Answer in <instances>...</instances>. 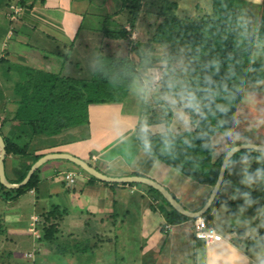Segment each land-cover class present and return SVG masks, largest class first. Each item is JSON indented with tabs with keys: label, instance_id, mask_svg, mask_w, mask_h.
Returning <instances> with one entry per match:
<instances>
[{
	"label": "crops",
	"instance_id": "0c3cea01",
	"mask_svg": "<svg viewBox=\"0 0 264 264\" xmlns=\"http://www.w3.org/2000/svg\"><path fill=\"white\" fill-rule=\"evenodd\" d=\"M155 1L174 3L173 0ZM123 16L126 12L121 11L120 0H34L31 9L20 6L19 0H0V65L6 62L5 66H0L3 136L13 138L19 132V123L12 120L16 105L8 103L10 97L2 94V89L13 87L21 80L20 69L59 73L75 79L82 77L79 69L91 64L93 52L98 49L105 54L115 52L117 41L106 39L100 28L122 26L129 30V26L121 22ZM33 31L36 32L31 33ZM36 33L47 41L41 39L36 41L37 44L32 43L29 36ZM40 42L41 46L38 45ZM51 44L56 45L54 50L50 49ZM140 72L142 75L143 71ZM140 83L137 79L132 86ZM132 86L121 103L89 106L86 125L54 135L33 136L25 141L28 143L26 157H5L6 178L15 182L23 171L31 168L35 157L67 154L109 178L137 176L150 179L168 190L185 210L199 211L209 197V188L148 156L139 146L136 128L143 118L144 102ZM132 94L136 96L130 99ZM131 101L134 105L129 106ZM162 125H150L151 134H160ZM37 138L44 143L37 146ZM67 174L74 175L73 184L65 180ZM37 178L36 188L18 197L14 194L0 196L10 207L4 220L3 212L0 213V221H3L0 237L4 240L3 245H9L8 260L20 259L21 253L17 250L22 248L23 240L26 241L23 235L35 234V230L46 223L47 214L54 212L50 222L57 226L59 233L55 235V243H47L51 245L49 248L39 241V264H53L55 260L60 264H93L82 261L89 259L90 254L92 259H97L95 256L103 254L120 255L122 250L125 253L133 250L137 254L133 263L126 264H256L252 249L246 250L233 240L237 234L241 235V231L237 232L227 224L228 215L222 221L224 227H216L212 205L207 223L215 229L216 238L204 244L195 237L199 218H188L177 225L168 223L166 217L171 207L157 191L146 185L105 183L63 159L45 163L39 168ZM5 228L9 232L3 234ZM221 228L224 229L220 231ZM82 241L89 243L92 250L82 247L74 251L73 246H81ZM117 245L124 247L118 252ZM18 246L21 247L18 249ZM13 247L15 250H10ZM65 248H70L72 253H67ZM29 251H25L24 256H28ZM121 261L128 259L123 256Z\"/></svg>",
	"mask_w": 264,
	"mask_h": 264
},
{
	"label": "trees",
	"instance_id": "16d2710c",
	"mask_svg": "<svg viewBox=\"0 0 264 264\" xmlns=\"http://www.w3.org/2000/svg\"><path fill=\"white\" fill-rule=\"evenodd\" d=\"M27 1L19 0V5L31 9L34 0H31L30 4ZM234 1L213 0L210 15L186 21L173 17L175 15L172 13V9L176 4L166 2L165 6L161 5L160 7V16H162L160 22L157 24L146 23L149 26H156L152 27L153 33L149 34L145 45L139 51L140 48L136 43L139 40L135 42L136 45L133 43V48L130 38L132 33L138 29V16L143 9V0H120L121 11L127 12L129 15L127 21L129 30L122 26L112 29L101 27L100 30L106 39L125 43L126 52L122 53L123 49L119 48L113 53L105 54L102 49H98L92 53L89 60L91 64L79 69L82 77L78 79L35 69H20V72L18 70L21 80L15 83L13 87L14 99L8 103L16 105L12 120L19 123V132L13 138H6L0 127V135L5 144V157L10 155L26 157L28 143L25 141H29L33 136L54 135L71 127L86 125L91 105L123 102L133 82L140 78V71L144 72L155 68V63H166L161 71V78L158 80L160 93L167 91L166 83L170 77L184 78V81L191 83L194 87L204 86L205 76L211 77L214 86L225 84L233 94L234 101L227 106L229 115L223 121V125L225 128H231L236 109L243 100L245 86L264 79V66L258 61L259 56H254L257 40L264 42V18L260 23L256 38L247 37V43L242 38L238 39L235 33ZM129 45L132 46V49ZM152 45L168 46L170 50L168 49L166 57L157 60V62L142 58L140 55L141 58L139 56L138 62L135 63L134 58L138 53L145 51L144 47L152 50ZM183 47L186 48V51L183 50ZM180 57H184L187 61L186 65L190 66L187 75L190 70L193 71L195 68L203 71L198 80H187L188 76L184 75V66L176 67V63L179 65ZM221 107L226 106L221 105ZM146 117L147 115L143 113V118L141 117L136 128L137 142L142 149L141 126L145 123L148 126L162 123L156 120H147ZM205 124L216 130L218 122H201L200 128H193L192 137H195ZM183 137H189V133L183 132L182 136L177 138L174 156H170L161 154L160 134H151L153 157L195 183L207 186L211 191L216 183L224 154L214 160L213 153L204 150L201 139L189 137L191 139V146H189L183 143ZM21 140L23 142L19 143L18 141ZM262 154L264 153L253 150L240 151L232 157L233 163L226 169L212 207H224L226 214L233 221L240 215L254 217L257 210L264 207V182L256 181L252 185L242 182L245 179L242 158L247 157L250 165L247 172L251 174L258 167L264 168V161L257 160V157ZM38 159L39 157H35V162ZM29 169L23 171L22 175L11 183L21 182ZM38 170L24 187L8 190L0 184V189L6 191L8 196L14 194L18 197L36 188ZM243 193H248V198L255 203L251 206L246 205ZM209 212L210 209L203 216L206 221L210 219ZM54 216V212L48 213L46 223L40 228L42 242L51 244L56 240L57 226L50 222V218ZM166 219L172 225L189 220L172 208L167 213Z\"/></svg>",
	"mask_w": 264,
	"mask_h": 264
},
{
	"label": "rangeland",
	"instance_id": "374dc122",
	"mask_svg": "<svg viewBox=\"0 0 264 264\" xmlns=\"http://www.w3.org/2000/svg\"><path fill=\"white\" fill-rule=\"evenodd\" d=\"M174 3L176 4L175 8L172 9V13L175 15L173 17H175L178 20H196L202 17H207V16H202V14H207L210 15L212 13V8H213V0H173ZM169 2V1H166ZM165 3H159L158 1L155 0H143V9L141 11L140 16H138V29L136 32H134L135 34L131 36L130 38V42L134 43V45H136V41L139 40L137 43L139 44V51H141L142 47L145 45L146 43V39L149 38V34L153 33V29L152 27H155L156 25H152L149 26L146 23L148 22H153V23H158L160 22V20L162 19V16H160V7L165 6ZM234 5H235V16H236V27H235V33L237 35L238 39H241L244 35V33L241 31V21H247L249 24V28L247 30V37H252V38H256L258 31H259V27H260V23L262 22V19L264 18V0H235L234 1ZM147 13V15H146ZM187 15V16H186ZM128 14L126 12V16H123L121 22L126 25L127 21H128ZM125 19H127L126 21H124ZM142 21V22H141ZM143 23V24H140ZM36 31H33L31 33H35ZM141 34V35H140ZM151 36V35H150ZM30 40L32 43L37 44L36 41L38 40H44L47 41V39L43 36H41L40 34H32L29 36ZM142 41V42H140ZM40 42L38 45L41 46ZM123 44V45H121ZM133 45V48H134ZM47 47V46H46ZM130 49H132V46H130ZM147 47V45H146ZM153 47V46H152ZM56 48V45L51 44V50H54ZM123 49V52H126V44L122 43V42H117L116 43V47L115 50L117 49ZM42 50H46V48H40ZM145 49V51H142L140 53H138V55L136 56V58H134V62L137 63L139 56L141 55L142 58L144 57L145 59L148 60H152L154 62H157V60H162L163 57H166V55L168 54V51L170 50V48L168 46L165 47H161L159 45L154 46V48H152V50H149L148 48H143ZM169 49V50H168ZM186 48L183 47V50H185ZM186 51V50H185ZM140 56V58H141ZM259 59V60H258ZM258 61L260 62L261 65L264 66V55H261L258 57ZM186 59H184V57H180L179 58V65L176 63V67L180 68L181 65H183L184 67V75L187 77V80H192V79H199V75H201L203 73L202 70H200L199 68H195L193 71L190 70L189 74L187 75V72L190 68L189 65H186ZM6 62H2V65H0L1 67L5 64ZM165 62L162 63L161 68L160 66H155V68L144 71L141 75L140 73V78H138L140 80V82H143L144 80H146L149 76H158L159 78H161V71L165 66ZM8 65H11V63H8ZM155 65H158V63ZM7 66V65H6ZM56 65H54L55 67ZM4 68V67H3ZM16 68V67H15ZM181 75V74H179ZM178 75V76H179ZM177 79H181L183 80L181 77H177ZM160 80V79H159ZM264 80V79H263ZM157 83L160 85V83L157 81ZM138 86V84H135L133 87V91L135 90V88ZM14 87V86H13ZM13 87H10L8 89H2V94L5 93L7 96H9L10 98H8V101H12L14 99V95H13ZM160 89V87H159ZM130 90V89H129ZM243 93H244V97L242 102L238 105L235 115H234V119H233V123L231 126V129L233 132H237L240 133V135L244 138H246V144H253V145H264V124L259 123L260 120H264V83H249L245 86V88L243 89ZM249 94H251L254 97V100H252L251 102H246L245 101V97H247ZM128 95V94H127ZM136 95H131L130 99L135 97ZM127 97V96H126ZM13 98V99H12ZM137 99V98H136ZM139 100V99H138ZM129 106L134 105V102H129ZM12 106V105H11ZM14 110V108H13ZM11 113V112H9ZM143 113L145 115H147L146 119H150V120H156V121H160L162 123L159 124H163L164 121H169L171 122L172 119V114L171 110H168L167 112H165V110L161 107L160 103H158L155 99L151 100L149 103L147 104H143ZM89 115V113H88ZM145 119V120H146ZM0 123H1V119H0ZM215 139L219 140L221 139L220 136H217ZM44 142L37 138L36 140V145L40 146L42 145ZM238 145H242L239 142L237 143ZM226 146V145H225ZM222 146L221 148H217L215 154H213V159L216 160L220 157L221 153L224 152V147ZM237 146V145H236ZM227 147V146H226ZM224 153H222L223 155ZM8 177L10 178L8 172H7ZM0 196L1 198H3V196H6V191H4L3 189H0ZM0 198V213L3 212V220H4V216L6 214V211H8V209L10 210L9 206L5 205V201L1 200ZM199 199V198H198ZM213 211H214V215H215V219H216V227L218 225H223L222 221H225L227 218V214H226V210L224 209V207H212ZM45 215V214H44ZM42 215V216H44ZM253 217H248V216H244V215H240V217L237 218L236 221H232L230 218H228L229 223H227L228 225L231 224L233 229H237V232L241 231V235L237 234V236L235 237V239H233L236 242H239L242 247L246 250H251L252 249V245H253V241L246 236L245 237V233H246V228L245 226H243L242 223H237V221H245V220H251L252 224L251 226H255L257 223H259V220H253ZM1 224H3V221H0ZM224 227V226H222ZM224 228H221L220 231H222ZM4 231L9 232L8 228H5L2 233L6 234ZM35 234H29L30 237L29 239H27L28 237L26 236V234L23 235V238L26 239L23 240L22 244V248L20 250H17L19 253H21L19 255L20 259H13V261L8 260L7 258L10 259L9 255L6 253L8 252L9 245H3V239L0 237V244H2L1 248H0V264H39L41 263L40 261V257H41V253L38 252L37 253V246H39V241H41V229L37 228ZM259 231L261 233H264V228L259 229ZM34 233V232H33ZM59 233V230L56 232V234ZM2 236V235H1ZM54 237V236H53ZM88 242V241H86ZM43 243V242H42ZM55 243V242H54ZM51 245H48L46 243L45 247L49 248ZM21 246H18V249ZM33 247V249H32ZM70 248H72V246H69ZM74 247V251L79 249L81 250V248L83 247L84 249H91V247L89 246V243H85L84 241H82V245H75ZM124 247L123 245H117V250L119 252V250ZM70 248H65L67 253H72L70 252ZM32 249V250H31ZM10 250H15V247L11 248ZM31 250V251H29ZM92 250V249H91ZM25 251H29L27 252L26 255L28 256H24V252ZM36 253V254H35ZM124 256V258L126 257L128 259V261H121V258ZM32 256V258H30ZM137 256L136 252H134L133 250H131L130 252L127 251V253L124 252V250L121 251L120 255H112V254H103L100 256H95V258L97 259H92V255L90 254L86 260H83L82 263H93V264H126V263H133L132 259L135 258ZM18 257V258H19ZM33 257L37 260L36 262L34 261L35 259H33ZM52 260V259H50ZM56 261V262H55ZM53 261V264L58 263L57 260ZM60 264V263H58Z\"/></svg>",
	"mask_w": 264,
	"mask_h": 264
},
{
	"label": "clouds",
	"instance_id": "9594fccd",
	"mask_svg": "<svg viewBox=\"0 0 264 264\" xmlns=\"http://www.w3.org/2000/svg\"><path fill=\"white\" fill-rule=\"evenodd\" d=\"M249 24L247 21H241V31L244 33L242 39L247 43V30ZM254 56L264 55V42L257 40L255 44ZM158 76H149L141 82L136 88V94L145 104L155 99L160 103L161 107L167 112L172 110L174 113V121H165L161 127V154L174 156L177 138L182 136L183 132L189 133L191 138H199L204 144V150L215 154L217 148L224 147V157L229 159L230 167L233 161L230 159L237 143L246 144V138L240 133L233 132L231 128H225L223 121L229 115V106L234 101L233 94L228 90L225 84L213 85L212 79L209 76L204 78V86L194 87L191 83L170 77L166 83L167 91L160 93V85L157 81ZM257 83H264V80H259ZM254 97L249 94L245 97L246 102H251ZM225 105L226 107H221ZM213 121L218 122L217 129H211L210 125L205 124L201 131H198L195 137H192L193 128H200L201 122ZM259 123L264 124V120ZM207 133V134H205ZM220 136L221 139H215ZM183 137V143L191 146V139ZM140 140L143 151L148 156H153V144L151 141V132L147 123L143 124L140 129ZM244 163L245 179L242 181L248 185H252L256 181L264 182V168H257L254 173H248L247 168L250 166L247 157L242 158ZM258 161H264V154L257 157ZM158 162V161H157ZM245 203L251 206L254 201L248 198V193H243ZM235 198V197H233ZM243 211V209H241ZM253 220H259L254 227L251 226V220H245L242 223L246 228L245 235L252 241V251L255 257L256 264H264V233L259 229L264 228V207L257 210Z\"/></svg>",
	"mask_w": 264,
	"mask_h": 264
},
{
	"label": "water",
	"instance_id": "95a60500",
	"mask_svg": "<svg viewBox=\"0 0 264 264\" xmlns=\"http://www.w3.org/2000/svg\"><path fill=\"white\" fill-rule=\"evenodd\" d=\"M244 150H253L256 152H261L264 153V145H253V144H243V145H237L233 154L231 155L230 159H232V157L240 152V151H244ZM5 155H6V150H5V144H4V140L3 137L0 135V184L8 189V190H16L19 189L21 187H24L29 180L31 179L32 175L41 167L43 166L45 163L52 161V160H57V159H63V160H67L73 164H75L76 166H78L82 171H84L85 173L89 174L91 177L98 179L102 182L105 183H117V184H143L146 185L152 189H154L155 191H157L162 197L163 199L169 204V206L175 210L177 213L187 217V218H200L202 217L211 207V205L213 204L219 189L221 187V184L223 182L225 173H226V169H227V165L229 164V159H226L225 157L222 160L221 166H220V170H219V174L216 180V183L213 187V189L211 190L209 197L206 201V203L204 204V206L197 212H189L187 210H185L178 202L175 198L172 197V195L169 193L168 190H166L164 187H162L161 185L157 184L156 182L144 178V177H137V176H132V177H125V178H109L105 175H103L102 173H100L99 171H97L95 168L89 166L86 162L77 159L75 157L69 156L67 154H50V155H45L41 158H39L29 169V171L27 172L25 178L19 182V183H11L5 176V171H4V159H5Z\"/></svg>",
	"mask_w": 264,
	"mask_h": 264
},
{
	"label": "built area",
	"instance_id": "2783aa9c",
	"mask_svg": "<svg viewBox=\"0 0 264 264\" xmlns=\"http://www.w3.org/2000/svg\"><path fill=\"white\" fill-rule=\"evenodd\" d=\"M65 180L68 181L69 184H73L75 182V177L73 174H67L65 175ZM195 237L197 240H201L204 244H207L215 240L216 231L208 225L204 218H199L196 220Z\"/></svg>",
	"mask_w": 264,
	"mask_h": 264
}]
</instances>
